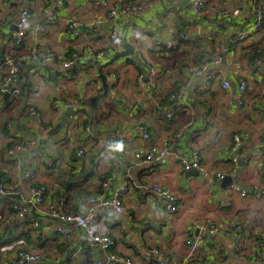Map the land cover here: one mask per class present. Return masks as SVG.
I'll return each instance as SVG.
<instances>
[{
	"label": "crops",
	"instance_id": "obj_1",
	"mask_svg": "<svg viewBox=\"0 0 264 264\" xmlns=\"http://www.w3.org/2000/svg\"><path fill=\"white\" fill-rule=\"evenodd\" d=\"M22 1L35 13L32 23L40 22L45 26L43 33L31 34L27 42L36 44L41 53L54 51L59 63H46L40 54L36 62L23 64L27 78L23 79L21 76L22 95L11 98L5 94L3 97V108H0V181H13L15 177L6 154V146L15 140L25 141L37 134V124L22 116L26 104L33 101L43 108L47 123L52 128L64 120L55 134H47L39 143L42 155L38 159L37 175L40 181L53 186L64 184L70 199L73 198L70 201L71 209L76 210L78 207L74 203L76 191H102L100 178L106 173L114 175V183L119 185L125 180L126 172L130 171L131 180L135 184L147 179L177 196L178 211L169 215L166 203L159 194L151 188L132 187L125 195V212L111 210L99 218V230L118 238L119 244L114 248L116 251L133 255L136 264H177L188 252L186 238L191 231L198 234L199 226L208 222L229 228L242 222L244 231L240 244L246 258L241 263L264 264L261 251L254 247L256 240H264V194L258 195L256 192L260 188L264 189V64L261 68H256L250 57L244 54L252 45H258L264 59V28L243 43L234 46L226 43L227 37L234 30L247 27L252 22L253 0H207L206 13L201 19H196L193 15V0H154L156 5L146 17L118 20L122 38L129 34L135 23L148 25L159 34L161 31L166 37L171 31L180 28L186 31L185 37L189 40L183 37L175 48L149 52L161 75L159 99L185 82L184 69L192 62L194 45L202 47L204 44L201 31L205 25L218 31L219 37L215 40L213 49L223 48V75L231 80L233 95L238 91V77L249 79L250 94L244 110L235 108V96L231 99L228 94L218 92L217 80L221 75L206 83L203 79H196L189 89L190 102L197 108L206 106L209 118L206 125L198 119L195 124L196 137L186 134L180 146L185 150L194 145L200 146L202 164L211 176H204L195 168L184 170L174 159L158 163L134 162L135 149L156 145L158 137L178 129L191 118L187 109L180 108L172 120H167L157 110L154 101L146 100L144 89L137 85V74L144 70V66L136 56L122 57L104 69L111 85L104 98L111 103V107L102 118L96 113L97 106L90 105L95 100L98 89L103 86L102 77L100 81L97 77H88L79 65L73 68L61 66L60 62H64L77 50V42L98 47L109 45L108 26L111 23L95 18L100 13L98 8H88L89 0L67 1L48 13L59 15L57 23L51 24L47 20L48 16L41 12V8L47 4L46 0ZM70 4H74L76 8ZM16 6L17 2L9 5L0 0V31L4 32L0 46L5 35L16 28ZM223 9L230 10L231 15H222ZM69 17H77L90 23L81 26L83 33L79 38H73L66 28L65 22ZM142 38V45H148L150 34H144ZM52 67L57 70L56 76L48 73ZM112 72L117 75L115 83L110 77ZM102 73L100 72L101 75ZM38 74L43 76L42 80ZM55 93H61L64 97L78 96L84 101V105L75 111L66 110L57 115L50 108L51 97ZM134 98L142 100L138 111L129 110L128 107V103ZM11 117L16 120V132L6 128V121ZM141 119L150 122L152 131L157 136L149 143L143 142L133 130L134 123ZM85 121L93 123L98 136H109L119 128V137L126 139V148L121 150L115 142L105 151L96 146L93 140L85 139L80 131L81 124ZM235 133L243 135L239 149L241 166L233 175L227 176L232 177L231 182L249 190L247 196L232 190L225 179H216L218 171H230L233 167L228 147ZM77 146L85 152L82 160L73 155ZM24 155L26 159L29 158L27 153ZM44 155L56 160V164L53 167L46 166ZM245 156H249L245 159L246 163L243 162ZM3 232L4 228L0 227V236ZM200 233L203 240L188 264H227L223 261L228 257L232 262L238 261L234 257L236 242L232 236L209 230H202ZM151 247L159 248L160 254L153 256ZM138 248L152 258H140L136 252Z\"/></svg>",
	"mask_w": 264,
	"mask_h": 264
},
{
	"label": "built area",
	"instance_id": "obj_2",
	"mask_svg": "<svg viewBox=\"0 0 264 264\" xmlns=\"http://www.w3.org/2000/svg\"><path fill=\"white\" fill-rule=\"evenodd\" d=\"M6 4L17 2L16 6V28L7 33L0 46V108H3V97L8 94L11 98H17L23 93L20 71L23 64L36 62L40 54L46 63L58 64L59 58L54 51L42 52L34 43L27 40L33 33H43L45 26L40 22L32 23L35 13L31 7L22 0H3ZM47 4L41 8V12L46 14L47 20L51 24H56L59 15L48 13L52 8L58 7L71 0H46ZM207 0H193L192 11L196 19H201L206 13ZM156 5L154 0H89L88 8L94 6L100 13L95 18L101 22H110L108 26L109 45L98 47L96 45H83L76 43L77 50L73 51L64 62H60L65 68H73L79 65L81 71L88 77H97L100 81V66L116 53L123 51L125 43H131L135 47V54L141 60L144 70L137 74V85L145 91L146 100L156 103L158 111L162 112L165 119L172 120L178 110L187 109L191 118L181 127L165 136L158 137L156 145H149L135 149L133 152L134 162L137 163H158L167 159L177 160L184 170L198 169L202 175L211 176V173L203 166L201 161L202 149L198 145L185 150L180 146L186 134L196 137L195 124L198 119L206 125L209 118L208 108L200 106L197 108L189 100V89L196 79L203 81H214L217 75L222 77L217 80V88L220 93L236 98L235 108L244 110L250 94V81L245 77H238V91L233 95L231 80L223 75V48L213 49L215 40L219 37L216 29L203 26L201 33L204 36L202 47L193 49L192 62L185 66V82L176 90L172 91L165 103L159 101L160 78L157 65L149 56L150 51H163L175 48L186 36L183 28L171 31L168 37L162 32L153 30L148 25L135 23L131 27L129 34L122 38L118 27V20L122 18H144ZM74 7V4H70ZM76 8V7H74ZM253 20L247 27L237 28L227 38V45H236L247 41L253 34L259 33L264 28V0H253ZM222 15L228 17L230 10L223 9ZM90 24L83 22L77 17L67 18L66 28L72 33L73 38H79L83 30L81 26ZM144 34H150L148 45H142ZM128 56V55H127ZM125 57V56H124ZM117 61V60H116ZM115 61V62H116ZM254 66L261 68L264 64L262 56L254 59ZM50 75L56 76L57 70L52 67L48 70ZM37 74V73H35ZM41 80L43 76L37 75ZM113 83L116 82L117 75L110 74ZM104 88L98 89L95 100L90 105L97 106V115L102 118L105 111L111 107V103L106 98ZM105 96V98H104ZM84 101L78 96L64 97L61 93H55L51 97L50 108L55 114H62L64 111H75L82 107ZM142 105L141 99H132L128 103L129 110L138 111ZM22 116L37 124V134L25 141L15 140L6 146V154L12 164L15 177L13 181H0V227L4 228L0 236V264H136L133 255L124 251H116L118 246L117 237L101 232L99 230V218L107 211L115 210L119 213L125 212V195L134 188H151L159 194L166 203L167 213L172 215L178 211V198L168 189L160 184L150 182L145 179L138 184L131 180V173L126 172L125 180L121 184L114 183V175L108 176L105 180H100L102 184L101 192L76 191L74 193V203L77 209L70 208V201L67 187L51 185L40 181L37 175L38 159L42 153L39 143L52 125L47 123L44 110L33 101L24 107ZM81 127L82 136L85 139L93 140L95 145L107 151L115 142L119 144L121 150L125 147V138L119 137L120 129H116L109 136H98L95 134L94 125L91 122H83ZM6 128L11 132H16V120L14 117L7 119ZM200 129L199 127L197 128ZM133 130L139 134L143 142L149 143L157 138L153 133L151 124L146 119L138 120L133 125ZM243 135L235 133L229 144L228 152L232 161L230 171L220 170L216 173V179L223 181L239 170L241 166V155L239 152ZM102 150V151H103ZM28 153L26 159L24 153ZM84 150L78 148L74 150V157L82 160ZM264 157V147L262 150ZM44 163L48 167H53L56 160L49 159L44 155ZM249 156H245V159ZM243 164V163H242ZM131 181V182H130ZM116 185V186H115ZM232 190L239 192L242 196H247L249 190L242 188L236 182L229 184ZM258 195L264 194V189L256 191ZM202 230H209L213 233L232 236L236 242L234 257L237 262H232L231 258H224L227 264H242L245 261V251L241 247L240 239L244 231V223L237 222L229 228L222 224L208 222L199 226V233L193 231L186 238L188 252L177 264H188L195 254L197 247L203 240ZM254 247L261 251L264 257V240L255 241ZM140 258L149 260L150 257L140 248L136 250ZM153 256L160 254L157 247H151Z\"/></svg>",
	"mask_w": 264,
	"mask_h": 264
},
{
	"label": "water",
	"instance_id": "obj_3",
	"mask_svg": "<svg viewBox=\"0 0 264 264\" xmlns=\"http://www.w3.org/2000/svg\"><path fill=\"white\" fill-rule=\"evenodd\" d=\"M228 38L226 39V42H227ZM124 50L123 51H120L118 53H116L113 57H111L109 60H107L106 62H103L101 63L100 65V69L101 71L112 65L116 60L124 57V56H127V55H134L135 54V47L131 44V43H125L124 44ZM102 80H103V86H104V93L107 94L108 92V81H107V76L102 73ZM6 96H8V94H6ZM69 111H72V110H69ZM64 124V120H62L61 122H59L54 128H52L48 134L51 135V134H55L57 132L58 129L61 128V126ZM27 153V152H26ZM28 154V153H27ZM193 172V170L191 171ZM232 181V177L228 176L226 179H225V183L229 184L230 182Z\"/></svg>",
	"mask_w": 264,
	"mask_h": 264
},
{
	"label": "trees",
	"instance_id": "obj_4",
	"mask_svg": "<svg viewBox=\"0 0 264 264\" xmlns=\"http://www.w3.org/2000/svg\"><path fill=\"white\" fill-rule=\"evenodd\" d=\"M4 35V32L3 31H0V40L2 39V36ZM181 40H183V39H181ZM185 40H189L188 38H186L185 37ZM184 40V41H185ZM195 47H198V46H196V44L194 45ZM230 46H232V45H230ZM263 52L261 51V49H260V47L258 46V45H252L251 47H250V49L248 48L247 50H246V52L244 53V54H246L248 57H250V59H251V61H254V59L256 58V57H259V56H262L261 54H262ZM134 61V60H133ZM100 66V64L98 65V67ZM23 70H21L20 71V78H21V76H22V78L23 79H26L27 78V73H26V67L25 68H22ZM105 69V68H104ZM104 69L102 70V71H100L101 73L103 72V73H105L106 74V71H104ZM181 69H182V67H181ZM108 88H110V84L108 83ZM104 89V88H103ZM172 92H168V93H166L165 95H164V97L163 98H161V99H159V101L161 102V103H165L166 101H167V99H168V97L170 96V94H171ZM107 96V95H106ZM155 104V103H154ZM160 112V111H159ZM162 113V112H161ZM163 114V113H162ZM163 116H164V114H163ZM164 118H165V116H164ZM89 122H91V121H89ZM92 123V122H91ZM207 124H208V120H207ZM108 176H111L110 174H108V173H106V174H104V175H102L101 176V178H100V180H105ZM74 184V183H73ZM70 187V186H69Z\"/></svg>",
	"mask_w": 264,
	"mask_h": 264
},
{
	"label": "rangeland",
	"instance_id": "obj_5",
	"mask_svg": "<svg viewBox=\"0 0 264 264\" xmlns=\"http://www.w3.org/2000/svg\"><path fill=\"white\" fill-rule=\"evenodd\" d=\"M61 161H63V160H61Z\"/></svg>",
	"mask_w": 264,
	"mask_h": 264
}]
</instances>
